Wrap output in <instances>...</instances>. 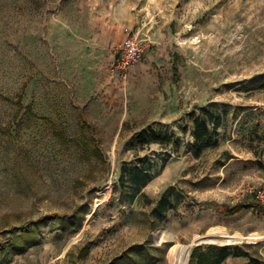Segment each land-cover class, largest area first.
I'll list each match as a JSON object with an SVG mask.
<instances>
[{"label":"rangeland","instance_id":"1","mask_svg":"<svg viewBox=\"0 0 264 264\" xmlns=\"http://www.w3.org/2000/svg\"><path fill=\"white\" fill-rule=\"evenodd\" d=\"M125 26L147 47L122 79L109 66ZM206 107L224 122L195 156ZM144 128L179 139L164 166L171 144L140 149ZM136 152L158 174L130 203L120 167ZM169 185L178 201L158 220ZM260 188L264 0H0V264H115L137 243L154 264H173V244L189 245L185 264L209 244L264 259ZM18 233L32 241L23 252L10 245Z\"/></svg>","mask_w":264,"mask_h":264},{"label":"trees","instance_id":"2","mask_svg":"<svg viewBox=\"0 0 264 264\" xmlns=\"http://www.w3.org/2000/svg\"><path fill=\"white\" fill-rule=\"evenodd\" d=\"M175 63H173L174 67ZM226 111L206 107L193 118L192 140L187 144L188 151L199 156L207 147L215 146L219 139V128L224 122ZM158 143L164 147L170 146L171 150H164L161 157V165L164 166L172 154V150H178L180 141L174 135L157 131L153 128H144L135 136V144L141 149L146 143ZM138 151V149H137ZM158 170L154 169V164L148 155L135 154L132 161H123L120 167L119 186L120 192L127 202H133L136 197L143 195V188L156 175ZM175 187L169 185L160 195L157 204L152 209V215L162 220L166 216V211L176 206L178 194ZM22 231H32L29 226H23ZM30 236L18 233L12 236L11 248L17 252H23L29 243ZM137 255V257H136ZM228 256H245L248 258L247 264H264V259L254 256L243 250L239 245L232 244H209L195 245L190 251L188 264H221ZM115 264H154L156 260L144 245L133 244L125 254L116 257ZM112 263V262H111ZM109 263V264H111Z\"/></svg>","mask_w":264,"mask_h":264},{"label":"built area","instance_id":"3","mask_svg":"<svg viewBox=\"0 0 264 264\" xmlns=\"http://www.w3.org/2000/svg\"><path fill=\"white\" fill-rule=\"evenodd\" d=\"M124 38L116 49L114 57L110 63L109 71L125 79L132 66L139 63L146 50V44L139 40L129 27L124 28ZM255 198L264 205V188L254 191Z\"/></svg>","mask_w":264,"mask_h":264},{"label":"bare ground","instance_id":"4","mask_svg":"<svg viewBox=\"0 0 264 264\" xmlns=\"http://www.w3.org/2000/svg\"><path fill=\"white\" fill-rule=\"evenodd\" d=\"M214 233V234H213ZM208 237L214 238V237H225L231 240L233 235H228L224 231H213L208 234ZM211 242L215 241V239H211ZM170 254L172 255V263L173 264H185L187 257H188V252H189V245H178V244H173L170 247L169 250Z\"/></svg>","mask_w":264,"mask_h":264},{"label":"crops","instance_id":"5","mask_svg":"<svg viewBox=\"0 0 264 264\" xmlns=\"http://www.w3.org/2000/svg\"><path fill=\"white\" fill-rule=\"evenodd\" d=\"M125 27H129V26H125ZM124 27V28H125ZM124 28H122L121 29V32H122V39L124 38V35H125V33H124ZM122 39H121V41H122ZM114 57V56H113ZM113 59V58H112ZM239 258V259H241L240 261H241V264H247V261H248V258L247 257H245V256H228L225 260H228V259H230V258Z\"/></svg>","mask_w":264,"mask_h":264}]
</instances>
